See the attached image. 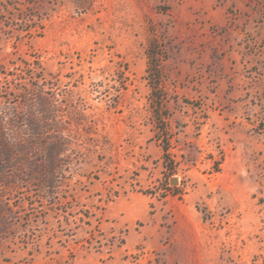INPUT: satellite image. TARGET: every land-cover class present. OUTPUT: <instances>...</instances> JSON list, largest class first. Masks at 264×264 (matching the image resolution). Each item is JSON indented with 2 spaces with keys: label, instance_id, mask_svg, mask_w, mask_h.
<instances>
[{
  "label": "rangeland",
  "instance_id": "1",
  "mask_svg": "<svg viewBox=\"0 0 264 264\" xmlns=\"http://www.w3.org/2000/svg\"><path fill=\"white\" fill-rule=\"evenodd\" d=\"M0 68L85 126L0 264H264V0H0Z\"/></svg>",
  "mask_w": 264,
  "mask_h": 264
},
{
  "label": "trees",
  "instance_id": "2",
  "mask_svg": "<svg viewBox=\"0 0 264 264\" xmlns=\"http://www.w3.org/2000/svg\"><path fill=\"white\" fill-rule=\"evenodd\" d=\"M29 66L34 71L40 68L37 61ZM36 96L34 101L0 106V239L16 236L18 226L10 224L7 217L24 211L20 204H10L11 196L21 198L22 194L23 198L32 186L47 196L58 192L59 178L66 171L62 166L75 138L72 125L83 124V119L63 120L56 115L53 97ZM163 149L165 152V145ZM24 237L26 245L34 243L35 237Z\"/></svg>",
  "mask_w": 264,
  "mask_h": 264
}]
</instances>
